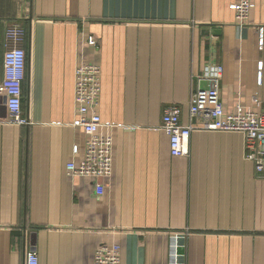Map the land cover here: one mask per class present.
Returning <instances> with one entry per match:
<instances>
[{
  "label": "crops",
  "instance_id": "1",
  "mask_svg": "<svg viewBox=\"0 0 264 264\" xmlns=\"http://www.w3.org/2000/svg\"><path fill=\"white\" fill-rule=\"evenodd\" d=\"M239 1L0 0V85L6 30L20 24L32 123H7L0 96V264H26L32 250L39 264H94L102 245H119L122 264H173L175 252L177 264H264V178L244 157L243 135L195 131L189 155L174 157L161 127L171 105L191 123L193 73L210 62L224 68L226 113L264 111V0L243 26ZM81 62L101 66L97 111L114 140L101 197L67 171L86 148Z\"/></svg>",
  "mask_w": 264,
  "mask_h": 264
},
{
  "label": "built area",
  "instance_id": "2",
  "mask_svg": "<svg viewBox=\"0 0 264 264\" xmlns=\"http://www.w3.org/2000/svg\"><path fill=\"white\" fill-rule=\"evenodd\" d=\"M255 0H240L232 6L240 25L248 20ZM26 28L12 24L6 30L4 41V79L0 85V96L5 99L7 108L6 122L18 126H30L31 121L24 116V81L26 78ZM91 45L97 42L90 38ZM261 45L264 43L263 32ZM224 68L216 62H210L199 73H193V89L190 99L189 125L181 121L182 110L171 105L162 119V130L170 139V151L174 157H186L190 153V138L195 131L240 133L244 137V157L255 166L258 177L264 178V111L258 112L238 105L234 113L224 111L221 100V84ZM203 83L208 87L203 88ZM259 86L263 83V64L257 74ZM102 91V69L99 65L81 62L75 70V102L79 111L76 123L87 137L86 148L79 163L71 161L67 165L68 175L72 178L90 180L97 197L104 195V181L113 173L114 140L110 134L102 131L103 123L98 114ZM254 104L260 106L258 98ZM201 120L196 127L194 120ZM79 147L74 148V155ZM26 264H39L36 251L27 254ZM94 264H122L119 245H102L96 252ZM173 264H177L176 252Z\"/></svg>",
  "mask_w": 264,
  "mask_h": 264
},
{
  "label": "water",
  "instance_id": "3",
  "mask_svg": "<svg viewBox=\"0 0 264 264\" xmlns=\"http://www.w3.org/2000/svg\"><path fill=\"white\" fill-rule=\"evenodd\" d=\"M32 246H33V249H34V247H35L34 244Z\"/></svg>",
  "mask_w": 264,
  "mask_h": 264
}]
</instances>
